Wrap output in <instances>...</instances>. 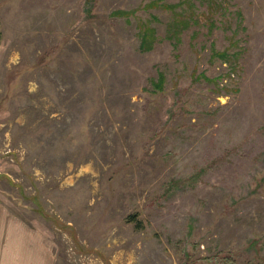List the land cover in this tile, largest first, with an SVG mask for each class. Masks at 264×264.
I'll return each mask as SVG.
<instances>
[{"label": "rangeland", "instance_id": "obj_1", "mask_svg": "<svg viewBox=\"0 0 264 264\" xmlns=\"http://www.w3.org/2000/svg\"><path fill=\"white\" fill-rule=\"evenodd\" d=\"M0 202L56 264H264V0H0Z\"/></svg>", "mask_w": 264, "mask_h": 264}, {"label": "crops", "instance_id": "obj_2", "mask_svg": "<svg viewBox=\"0 0 264 264\" xmlns=\"http://www.w3.org/2000/svg\"><path fill=\"white\" fill-rule=\"evenodd\" d=\"M31 226L0 202V264H56L48 237Z\"/></svg>", "mask_w": 264, "mask_h": 264}, {"label": "trees", "instance_id": "obj_3", "mask_svg": "<svg viewBox=\"0 0 264 264\" xmlns=\"http://www.w3.org/2000/svg\"><path fill=\"white\" fill-rule=\"evenodd\" d=\"M156 30L147 28L143 32H141V46L140 51L141 52H149L152 50V45L156 40ZM221 56H224V54H220ZM163 82H161L162 84Z\"/></svg>", "mask_w": 264, "mask_h": 264}]
</instances>
